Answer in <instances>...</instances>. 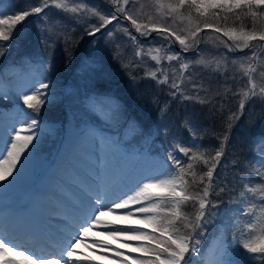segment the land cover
I'll list each match as a JSON object with an SVG mask.
<instances>
[{
    "label": "snow or ice",
    "instance_id": "obj_1",
    "mask_svg": "<svg viewBox=\"0 0 264 264\" xmlns=\"http://www.w3.org/2000/svg\"><path fill=\"white\" fill-rule=\"evenodd\" d=\"M137 3L138 0H101L98 7L89 6V0H77L74 6L69 7L67 0H38L35 6L30 5L12 14H5L0 8V41L12 40L18 31L17 26H22L28 17L36 15L44 24L40 31L45 38L40 43L43 45L47 41L51 44L54 42L52 28L41 17V13L50 7L76 13L77 19L83 21L81 39L92 38L87 41L90 47L80 56V65L100 75L104 71L103 59L101 49L95 46V37L97 34L113 37L114 33L108 26L114 21L120 24L121 18L130 22L123 32L133 42L138 37L129 31V27L135 29L139 37L147 39L155 33L154 39L159 38L168 45L179 44L180 51L172 52L169 48L166 56H161L160 50L156 49L158 54L151 59L157 64L165 58L168 61H183L185 57L182 53L195 50L201 40L207 37V33L205 37H201L200 33L211 29L215 35L209 38H214L229 52L245 48L252 50V55L245 58L248 67L245 68L244 63H241L243 76L247 77L246 90L233 93L241 95L239 111L243 112L245 101L253 97L259 96L264 100V84L258 87L253 78L257 69L252 64L253 60H259L254 44L264 49V0H150L151 5L158 10V15L156 18L151 15L146 17V22L135 10ZM100 7L103 10H99ZM169 19L173 23L178 20L183 26L176 30L167 23ZM73 58L69 56L67 64H71ZM22 61L25 72L19 98L27 109L32 110V114L22 112L24 118L19 121L18 127L9 125L0 129V185L5 187L22 177L29 161L33 159L34 150L38 147V133L42 132L43 125V121L35 114L39 113L42 105L50 102L51 90L56 83L51 59H41L38 64H34L32 58L25 54ZM190 63L194 71L188 72L185 79L184 74ZM216 63V70H219V62ZM210 64L211 61L203 56L194 62L181 63L179 76L174 70L170 81L168 74L164 73L158 83L167 84L175 99L195 98L197 102L207 105L211 98L207 97L206 90L207 98H200L203 85L199 79L202 77L195 65L210 67ZM148 75L156 79L157 72L152 71ZM260 78L264 80V71L260 72ZM186 80L191 82L195 95L185 94L181 88ZM2 83L3 76L0 74ZM234 119H238L235 112L229 117L228 129H231ZM125 126L132 131L137 128L136 123L129 120L125 121ZM184 126L193 139V145L181 147L179 144H169L165 150L166 163L160 165L162 170L141 175L131 184L128 162L132 157L123 151L120 142L103 133L83 129L74 149L77 152L75 161L70 165L76 167L80 162L88 165L90 179L79 183L81 195L70 205L58 202L46 213L32 218H5L0 214V264H81L82 260L90 258L77 257V247L96 235L110 237L117 242L122 239L140 242L135 245L122 244L130 252L143 253L133 258L119 249H113L104 240L93 239L92 247L114 252L117 264H253L254 261L264 264V183L255 186H249L251 181L242 183L239 196H231L228 201L229 205L234 204L236 207L221 213V194L234 191V186L230 187L232 181L227 177L222 178L218 171L224 166V142L228 140V135L223 136L213 154L209 149L200 151L202 145L197 143V126L190 118L184 121ZM146 134L151 136L152 132ZM155 134L166 135V127H157ZM197 151L200 155H197ZM205 152L209 155L205 156ZM258 155L260 165L264 167V147H261ZM193 161L202 162L203 169L199 173L194 171ZM238 167V162L233 165V168ZM240 171L246 173L245 168ZM255 172L264 179V171L256 168ZM234 179L243 181L248 179V175L246 173ZM257 199L259 203L255 202ZM186 207L194 209V214L186 212ZM213 210L217 211L214 213ZM229 211L232 212L229 217L231 223L225 224V227H236L237 231L232 233L231 239L222 232L219 242L209 252H203L200 247L202 238L208 231L207 225L213 223L208 217L224 224ZM241 216L252 217L255 222L239 228ZM100 228L103 231H99ZM94 229L98 231L94 232ZM36 232L47 237V246L51 249L48 254H37L19 239L21 233L31 235Z\"/></svg>",
    "mask_w": 264,
    "mask_h": 264
},
{
    "label": "trees",
    "instance_id": "obj_2",
    "mask_svg": "<svg viewBox=\"0 0 264 264\" xmlns=\"http://www.w3.org/2000/svg\"><path fill=\"white\" fill-rule=\"evenodd\" d=\"M10 2L14 7L20 9L21 7L27 8L30 5L35 6L38 0H10ZM89 2H93V5L101 4V0ZM136 8L148 15H158V10L151 5L150 0H138ZM99 10H103L102 7ZM8 14H12V12L9 11ZM35 18L39 17L36 15L28 17L22 26H17L18 31H16L12 40L0 43V45H4V47H0V53H2L0 55V70H4L3 67L7 63H12L16 57H21L25 54H28V56L40 54L42 57L51 59L53 63L56 88L72 86V83L84 71V67L80 65V56L90 47L87 41L91 37H83L81 39L83 21L77 19V15L74 13L62 26L57 16L51 17V21L48 23L52 28V33L66 31V35L57 37L47 49L46 45L44 48L40 47L39 38L33 32L29 33L27 38L22 36L24 29ZM167 23L174 25L176 30L183 26L178 20L173 23L169 19ZM37 24H42V21L39 20ZM129 24L130 22L121 18L120 24L114 21L112 25L108 26L114 33L113 37L109 38L101 34L96 35L98 40L95 46L101 49L104 71L100 75L91 71L92 77L85 80V85L89 84L90 87H93L90 93L91 95L96 93V99L108 101V104L116 106V113H119L116 117L117 126L120 129L128 130L125 126L126 120L134 122L137 125L136 135L141 138L148 136L146 133L155 131L157 127L161 129L166 127V135L157 136L154 133L155 142L160 137L164 138L165 143H154L152 141L149 144V149L161 155L164 160L165 150L169 148V144H179L181 147L193 145V139L188 129L184 126L186 119L190 118L193 124L197 126L195 132L197 143L202 145L200 151L209 149L214 154V149L219 146L223 136L227 134L228 140L224 142L225 158L222 161L224 166L218 169L222 178L227 177L228 180L232 181L230 187L234 186V191L221 194L223 202L220 204L219 211L226 209L230 197L239 196L242 191V183L251 181L249 186L264 183V179L255 172L260 160L258 154L261 151V147H264V100L259 96L247 100L245 101L243 112H240L239 101L241 95H233L234 92L239 93L241 89L246 90L247 77L243 76L241 62L252 55V50L245 48L242 51L229 52L223 45L212 42V38L209 37H214L215 34H207V37L204 36L205 38L202 39V43L196 51L191 50L187 53H182L185 57L183 61H168L165 58L160 61L158 68L154 70L153 64H151L153 63L151 57L158 54L156 49L160 50L159 54L161 56H166V54H169V48H171L172 52L180 51L179 44L168 45L166 41L159 38L154 39L156 35L145 41V38L139 37L135 29L129 27V31L138 37V40L133 42L123 32V28L128 27ZM73 25L75 28L70 31ZM254 48L259 55V60L252 61V64L255 61L257 69V74L254 73L253 78L259 87L264 84V80L260 78V72L264 71V49L259 44H254ZM69 56L74 57L71 64H67ZM201 56L211 61L210 67L195 65V68L200 69V77H202V79H199V83L203 85V89L199 93L200 98L210 97L209 104H201L195 98L192 100L175 99L171 96L167 84L158 83L164 73L168 74L171 81L174 70L175 74L179 76L181 63L194 62L200 59ZM217 61L220 66L219 70H216ZM244 67L247 68L248 63ZM152 71L157 72L156 79L150 78L148 75ZM192 71L194 69L190 63L189 69L184 74L185 79L188 72ZM181 88L185 90V94L195 95L190 81L186 80V83L182 84ZM60 94L61 92L58 90L57 97L60 98V108L56 112L47 110L48 113L40 111L39 114L46 116L50 120L61 122L67 98H62L64 93L62 96ZM89 96L78 99L77 107L83 111L84 116L89 115L88 106L91 103ZM161 109H165V111L162 112ZM234 112L238 119L232 120V127L228 129L229 117ZM90 121H98V118L94 116ZM193 150L196 151L195 148ZM176 154L180 155L178 152ZM204 154L205 156L209 155L208 152ZM197 155H200L199 151H197ZM184 159L185 161L187 160V158ZM237 162L239 167L233 168V165ZM193 164L194 171L197 173L203 169L202 162L193 161ZM241 168L246 169L248 179L238 181L234 178L246 174L240 171ZM184 210L194 214V209L190 207H186ZM216 211L213 210L214 213ZM210 227L211 224H209L208 231L204 236L207 239L217 237L219 234L217 229Z\"/></svg>",
    "mask_w": 264,
    "mask_h": 264
},
{
    "label": "rangeland",
    "instance_id": "obj_3",
    "mask_svg": "<svg viewBox=\"0 0 264 264\" xmlns=\"http://www.w3.org/2000/svg\"><path fill=\"white\" fill-rule=\"evenodd\" d=\"M75 2H77V0H67L69 7L74 6ZM1 5H3L5 8H9L10 7V0H3ZM89 6H93L92 3H89ZM0 8H2V7H0ZM135 10L137 11L138 15L142 19H145L146 17L150 16L148 14L143 13L139 8H136ZM58 16H59V14H58ZM151 16H153L154 18L157 17L156 14H152ZM50 17H54V16H49L47 22H49ZM145 22H146V19H145ZM171 26L175 29L174 25H171ZM30 32H34V34H36L35 31H32V28H28L26 30L23 38H27V36L29 35ZM205 33L214 34L212 30H204L203 32L200 33V36L204 37ZM154 35H156V34L152 33L151 36H154ZM223 39L227 40L226 37H224ZM211 40L214 43H218L214 38H212ZM201 43H202V40L197 45V47H199V45H201ZM229 43H231V42H229ZM241 63H244V66L247 64V62H245V61H242ZM151 64H153L154 70H156L158 68V64L156 63V61L153 60V63H151ZM253 66L256 67L255 61L253 63ZM256 74H257V72H256ZM20 86L17 90L15 89L14 92H15V95L18 99V102L22 103V100L19 98ZM66 90H64L66 97H68L72 94L83 96L87 92V87L84 85V82H82L81 80H78L76 83H72V86ZM57 93H58V89L55 86L51 90L50 102H46L44 105H42L40 108V111H46L47 113H48V111L56 112L57 109L60 108V98L57 97ZM0 94L1 95L7 94V88L3 84L0 85ZM2 101H3V102H1L2 104L6 103V100L4 101L2 99ZM98 106H99V114L106 115V118L108 119L107 120L108 124L113 125V129H114V131H116L117 125L114 123L115 118H116L115 114H114V111H115L114 105H111V104L109 105V104H105V103H98ZM19 109H22V108L20 107ZM0 115H1L0 116V122H1L4 120L3 111H0ZM92 116H95V115L89 114L88 116H84L82 113L76 112L75 116L73 114L70 115L71 120H69L68 122H65L59 128H57L54 125H50L49 123L42 125V132L38 133V135H40V137H41L42 133L45 134V136L43 138L48 137L49 141L53 142L52 147H56L55 152L51 156H48L47 154L45 156H40L39 154H36L38 152V149L36 148L34 150L35 154L33 156V159L31 161H29L23 176L18 178L17 180H15L14 185L12 182L9 187H7V188L4 187L3 189H0L1 194L6 193V192H14L17 190V191H19V193H21L20 203H22V204L28 203L29 199H30V194L33 192V190L35 191L37 188H39L38 185L33 186L32 182L36 178H40L43 180L46 179L44 176L46 175L47 171L49 170L47 165L53 159L58 157V153L59 154L60 153L66 154L67 152L69 153V151L67 149H75V146L79 142V137H80L81 131L83 129L87 128L85 126V123L87 121H90V117H92ZM110 137L117 139L119 141L117 136H114V137L110 136ZM64 141H66L65 143H67L69 145L66 146V150H61V152H60V149L62 147V143ZM38 145H45V144L43 142H41V143H38ZM121 145L123 147L124 152H126V151L130 152L131 151L130 156L132 158L129 160L128 163L137 162V158L143 159V161L141 162L137 172L133 176L134 179L138 180V179H140L141 175H148L152 172L162 170L160 168V165L165 164V163L163 162V160L160 157L152 155L150 151H148L146 155L143 153L140 154L141 150H139V148L129 149V148H126L125 145H123V144H121ZM135 146L136 145H132V147H135ZM132 163H130V164H132ZM15 204H17V203H15ZM15 204H11V205L13 206ZM220 212L223 213V210H221ZM231 216H232V212L229 211L228 217H225V223L224 224L216 223L215 220L213 219V217H211V216L208 217L209 220H213V223H209V224H211L210 228L217 229L220 232V235L218 238H215V239H207L206 237L203 238L202 247L206 248L205 253L209 252L219 242V238H220L222 232L225 233V235L228 239H231V236L233 233V232L231 233V231L234 229H235L234 232L237 231L236 227H232V230H230L229 227L228 228L225 227V224L231 223V221L229 220V217H231ZM249 222H255V221L252 217L241 216L239 219L238 227L244 228L246 226V224ZM209 224L207 225V228L209 227ZM137 243H140V242H137ZM137 243H135V244H137ZM135 244H133V245H135ZM82 247H83V244H80V248H82ZM123 248H125V247H123ZM125 249H128V248H125ZM131 253L133 254V256H132L133 258L140 257L143 255V253H139V252H131ZM126 256H128V255H126ZM20 259H22V258H20Z\"/></svg>",
    "mask_w": 264,
    "mask_h": 264
},
{
    "label": "bare ground",
    "instance_id": "obj_4",
    "mask_svg": "<svg viewBox=\"0 0 264 264\" xmlns=\"http://www.w3.org/2000/svg\"><path fill=\"white\" fill-rule=\"evenodd\" d=\"M77 165L78 166H81L80 163H77ZM88 171L89 170H86L87 173H88ZM86 176H88V174ZM82 180L83 179L81 177H79V178L78 177H75V179H74L75 182H79V181H82ZM0 187H4V186L3 185H0ZM70 197H73L74 199L77 198L76 196H73V194H71V193H70ZM93 231L94 232H97L98 230L97 229H94ZM99 231H103V229L100 228ZM20 239H25V236H22ZM93 239H100V238H98L97 235L96 236H92L87 241H84L83 242L84 245H83V249L82 250H79V247H77L78 250H76V253L81 255L80 258H83V257L90 258L89 260H82L81 264H83V263L93 264V262H92L93 259H96L97 260V263L96 264H107L108 262H112L113 264H117V260L114 258V252H107V251L103 250V248H99V247H95L94 248V247H92V246L89 245V244H92V240ZM124 243H132V244H135L137 242H128V241H125V240L122 239L119 242L114 241V244H112V245H110L109 243L108 244L113 249H119L120 251L124 252L125 255H128V256H131L132 257L133 254L128 249H122L120 247V245H122ZM105 256H107L108 258L105 259L104 258Z\"/></svg>",
    "mask_w": 264,
    "mask_h": 264
}]
</instances>
